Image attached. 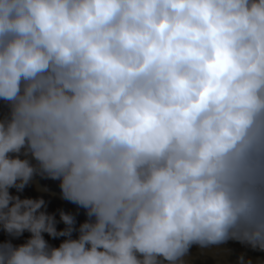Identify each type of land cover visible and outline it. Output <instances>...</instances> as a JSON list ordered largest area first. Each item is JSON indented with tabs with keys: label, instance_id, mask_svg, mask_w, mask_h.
Segmentation results:
<instances>
[{
	"label": "clouds",
	"instance_id": "1",
	"mask_svg": "<svg viewBox=\"0 0 264 264\" xmlns=\"http://www.w3.org/2000/svg\"><path fill=\"white\" fill-rule=\"evenodd\" d=\"M0 98V224L31 233L0 264L264 251V0H0ZM37 171L86 209L78 237L10 193Z\"/></svg>",
	"mask_w": 264,
	"mask_h": 264
},
{
	"label": "water",
	"instance_id": "2",
	"mask_svg": "<svg viewBox=\"0 0 264 264\" xmlns=\"http://www.w3.org/2000/svg\"><path fill=\"white\" fill-rule=\"evenodd\" d=\"M8 113V103L0 98V119H3ZM10 155H16V153H10ZM19 155L22 159L26 158L23 149ZM27 158L33 164H36L35 159L30 153L27 154ZM9 191L13 195H19L22 199L43 198L45 206H42L41 210H45L49 214H54L58 231L66 227L64 222L60 219V212L64 211L73 215L75 218L74 231L72 232L73 238L79 235V225L88 219L86 209L63 197L60 181L58 179H52L45 175H41L39 171L33 174L22 191H18L15 187H11ZM43 235L49 245L54 247H58L62 240L67 238L64 236L53 237L47 232L43 233ZM30 236L31 233L27 230L19 236L12 235L0 224V244L5 241H11L14 245H19L26 242ZM241 254H243L246 259L251 258L253 264L264 261V251L253 249L236 240H229L220 245H211L208 247H200L199 245L193 244L185 255L184 260L186 264H238Z\"/></svg>",
	"mask_w": 264,
	"mask_h": 264
}]
</instances>
